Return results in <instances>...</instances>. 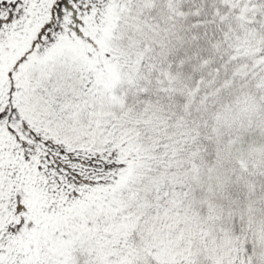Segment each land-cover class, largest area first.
I'll return each mask as SVG.
<instances>
[{
	"label": "snow or ice",
	"instance_id": "6c2138e0",
	"mask_svg": "<svg viewBox=\"0 0 264 264\" xmlns=\"http://www.w3.org/2000/svg\"><path fill=\"white\" fill-rule=\"evenodd\" d=\"M0 264H264V0H0Z\"/></svg>",
	"mask_w": 264,
	"mask_h": 264
}]
</instances>
